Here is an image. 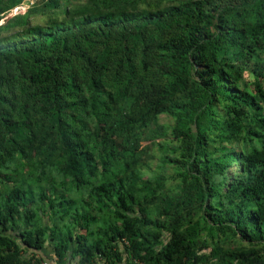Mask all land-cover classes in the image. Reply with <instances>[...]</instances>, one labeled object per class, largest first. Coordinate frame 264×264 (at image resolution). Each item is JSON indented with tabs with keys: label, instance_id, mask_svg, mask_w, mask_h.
<instances>
[{
	"label": "trees",
	"instance_id": "obj_1",
	"mask_svg": "<svg viewBox=\"0 0 264 264\" xmlns=\"http://www.w3.org/2000/svg\"><path fill=\"white\" fill-rule=\"evenodd\" d=\"M0 22V264H264V0Z\"/></svg>",
	"mask_w": 264,
	"mask_h": 264
},
{
	"label": "crops",
	"instance_id": "obj_2",
	"mask_svg": "<svg viewBox=\"0 0 264 264\" xmlns=\"http://www.w3.org/2000/svg\"><path fill=\"white\" fill-rule=\"evenodd\" d=\"M48 259H47V261H46V263H48V264H56V261L55 260H52L54 257V255H53V252H51V251H49V253H48ZM66 264H75V261H73V260H71V259H68V261L66 262Z\"/></svg>",
	"mask_w": 264,
	"mask_h": 264
},
{
	"label": "rangeland",
	"instance_id": "obj_3",
	"mask_svg": "<svg viewBox=\"0 0 264 264\" xmlns=\"http://www.w3.org/2000/svg\"><path fill=\"white\" fill-rule=\"evenodd\" d=\"M26 2H30V3H32L33 1H35V0H25ZM28 4H23L17 11H19V10H23V11H25L26 9H28ZM16 10H15V12H17ZM1 23H3V22H0V24Z\"/></svg>",
	"mask_w": 264,
	"mask_h": 264
},
{
	"label": "built area",
	"instance_id": "obj_4",
	"mask_svg": "<svg viewBox=\"0 0 264 264\" xmlns=\"http://www.w3.org/2000/svg\"><path fill=\"white\" fill-rule=\"evenodd\" d=\"M19 8H20V7H19ZM19 8H18V9H19ZM18 9H16V11H17ZM43 264H48V263H43Z\"/></svg>",
	"mask_w": 264,
	"mask_h": 264
}]
</instances>
